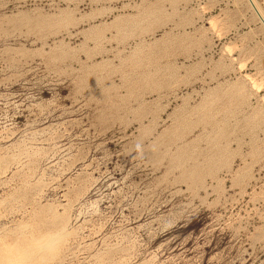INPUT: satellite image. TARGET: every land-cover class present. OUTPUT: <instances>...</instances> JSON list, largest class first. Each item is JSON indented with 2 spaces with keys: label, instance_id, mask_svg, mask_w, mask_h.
I'll return each mask as SVG.
<instances>
[{
  "label": "rangeland",
  "instance_id": "obj_1",
  "mask_svg": "<svg viewBox=\"0 0 264 264\" xmlns=\"http://www.w3.org/2000/svg\"><path fill=\"white\" fill-rule=\"evenodd\" d=\"M256 15L0 0V264H264Z\"/></svg>",
  "mask_w": 264,
  "mask_h": 264
},
{
  "label": "bare ground",
  "instance_id": "obj_2",
  "mask_svg": "<svg viewBox=\"0 0 264 264\" xmlns=\"http://www.w3.org/2000/svg\"><path fill=\"white\" fill-rule=\"evenodd\" d=\"M249 1V0H248ZM252 2H253V4L255 5V7H256V9L258 10V12H259V14L261 15V17H262V19L264 20V14H263V12H262V10L259 8V6L257 5V3H256V1L255 0H252ZM249 3H250V1H249ZM250 5H251V7H252V4L250 3ZM253 8V7H252ZM254 10V9H253ZM255 11V10H254ZM255 13H256V11H255ZM257 14V13H256ZM260 20H261V18L259 17V15L257 14L256 15ZM261 22H262V20H261ZM262 24L264 25V23L262 22ZM62 235V234H61ZM56 240V239H55ZM55 240H49L48 241V243H38L37 244V247L38 248H43V249H50V250H55V249H57L56 247H57V242H58V239H57V241L55 242ZM2 242V241H1ZM7 247V246H6ZM16 262H12V260L10 259V260H8V264H15Z\"/></svg>",
  "mask_w": 264,
  "mask_h": 264
},
{
  "label": "water",
  "instance_id": "obj_3",
  "mask_svg": "<svg viewBox=\"0 0 264 264\" xmlns=\"http://www.w3.org/2000/svg\"><path fill=\"white\" fill-rule=\"evenodd\" d=\"M250 3L252 4L253 9L256 11V13L259 15V17L261 18L262 22L264 23V20L262 19L261 15L259 14L258 10L256 9L255 5L253 4L252 0H249Z\"/></svg>",
  "mask_w": 264,
  "mask_h": 264
}]
</instances>
